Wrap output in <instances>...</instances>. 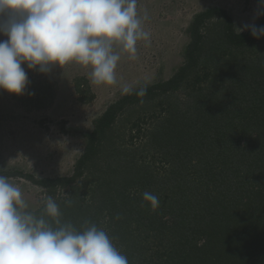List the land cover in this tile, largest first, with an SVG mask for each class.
I'll return each instance as SVG.
<instances>
[{
  "label": "trees",
  "instance_id": "obj_1",
  "mask_svg": "<svg viewBox=\"0 0 264 264\" xmlns=\"http://www.w3.org/2000/svg\"><path fill=\"white\" fill-rule=\"evenodd\" d=\"M189 33L168 80L122 97L94 122L70 176L0 175L41 187L63 222L105 229L129 264H264V37L235 32L217 8L195 15ZM150 104L159 113L144 134L171 169L163 182L119 142V118ZM145 191L159 197L157 209Z\"/></svg>",
  "mask_w": 264,
  "mask_h": 264
},
{
  "label": "clouds",
  "instance_id": "obj_2",
  "mask_svg": "<svg viewBox=\"0 0 264 264\" xmlns=\"http://www.w3.org/2000/svg\"><path fill=\"white\" fill-rule=\"evenodd\" d=\"M259 3L264 8V0ZM148 19L147 10L138 12V0H0V35L7 37L0 40V90L25 93L23 65L48 74L74 64L88 71L91 85H116L122 56L135 60L138 43H151ZM245 29L264 37V26L244 25L237 32ZM120 93L144 97L147 88L122 84ZM142 200L159 207L151 192H143ZM28 209L21 188L0 175V264H129L105 229L90 221L80 229L63 222L53 197H44L39 214Z\"/></svg>",
  "mask_w": 264,
  "mask_h": 264
},
{
  "label": "rangeland",
  "instance_id": "obj_3",
  "mask_svg": "<svg viewBox=\"0 0 264 264\" xmlns=\"http://www.w3.org/2000/svg\"><path fill=\"white\" fill-rule=\"evenodd\" d=\"M210 8L224 11L235 32L244 25H257L264 10L259 0H138V12H148L144 27L151 33V43H138L135 60L122 56L116 69L117 84L112 86L91 85L88 71L74 64L55 66L48 74L23 65L28 76L25 93L13 96L0 90V172H21L38 180L70 176L83 153L84 135L92 131L108 106L124 97L120 86L138 89L168 80L183 63L194 16ZM5 39L0 35V40ZM255 52L260 50L249 51ZM79 80L86 82L80 92L75 86ZM90 95L89 102L80 101ZM182 97L179 92V101ZM150 105L119 118L117 130L124 138L119 142L130 148L136 160L149 164L163 182L170 180L171 169L151 150L144 134L154 123L152 116L159 113ZM9 178L21 188L28 210L36 211L44 204L47 195L41 187L19 177ZM66 194L64 189L59 195Z\"/></svg>",
  "mask_w": 264,
  "mask_h": 264
}]
</instances>
